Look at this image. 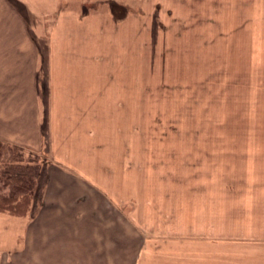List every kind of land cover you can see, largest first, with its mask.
Instances as JSON below:
<instances>
[{
  "label": "rangeland",
  "instance_id": "1",
  "mask_svg": "<svg viewBox=\"0 0 264 264\" xmlns=\"http://www.w3.org/2000/svg\"><path fill=\"white\" fill-rule=\"evenodd\" d=\"M263 10L0 0V112L51 176L0 264H264Z\"/></svg>",
  "mask_w": 264,
  "mask_h": 264
},
{
  "label": "trees",
  "instance_id": "2",
  "mask_svg": "<svg viewBox=\"0 0 264 264\" xmlns=\"http://www.w3.org/2000/svg\"><path fill=\"white\" fill-rule=\"evenodd\" d=\"M49 164L39 154L0 139V213L36 217L50 184Z\"/></svg>",
  "mask_w": 264,
  "mask_h": 264
},
{
  "label": "crops",
  "instance_id": "3",
  "mask_svg": "<svg viewBox=\"0 0 264 264\" xmlns=\"http://www.w3.org/2000/svg\"><path fill=\"white\" fill-rule=\"evenodd\" d=\"M249 2L251 3V6L253 7V10L258 7L260 8L261 6L263 7L264 9V0H249ZM264 14V10L262 12ZM263 18L262 17H257L256 20H260ZM255 20V21H256ZM264 21V20H263ZM259 23V22H258ZM257 25V22H255V25ZM258 26V25H257ZM8 91V90H7ZM9 95V94H8ZM8 99V98H7ZM14 123V113L11 112V110L7 107H5L4 111L1 113L0 112V124H4L3 127H0V139L8 142V143H12V144H15L12 139L10 137V133H11V130H10V127L7 126V124H13ZM12 128V127H11ZM8 214V213H6ZM11 215V214H10ZM13 216V215H12ZM17 217V216H15ZM52 240V239H51ZM57 242L54 243V245H59V241L58 239L56 240Z\"/></svg>",
  "mask_w": 264,
  "mask_h": 264
}]
</instances>
